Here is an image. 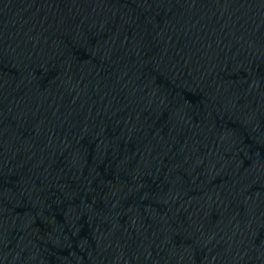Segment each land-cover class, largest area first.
<instances>
[{
	"label": "water",
	"instance_id": "obj_1",
	"mask_svg": "<svg viewBox=\"0 0 264 264\" xmlns=\"http://www.w3.org/2000/svg\"><path fill=\"white\" fill-rule=\"evenodd\" d=\"M0 264H264V0H0Z\"/></svg>",
	"mask_w": 264,
	"mask_h": 264
}]
</instances>
